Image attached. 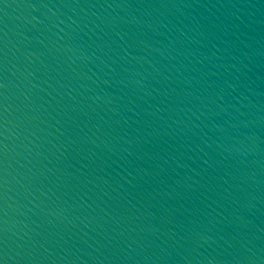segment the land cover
I'll return each mask as SVG.
<instances>
[{
	"label": "water",
	"instance_id": "95a60500",
	"mask_svg": "<svg viewBox=\"0 0 264 264\" xmlns=\"http://www.w3.org/2000/svg\"><path fill=\"white\" fill-rule=\"evenodd\" d=\"M0 264H264V0H0Z\"/></svg>",
	"mask_w": 264,
	"mask_h": 264
}]
</instances>
